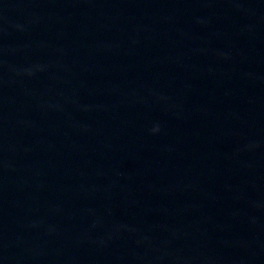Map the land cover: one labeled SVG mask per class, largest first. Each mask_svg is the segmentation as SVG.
Returning <instances> with one entry per match:
<instances>
[{"label": "water", "instance_id": "water-1", "mask_svg": "<svg viewBox=\"0 0 264 264\" xmlns=\"http://www.w3.org/2000/svg\"><path fill=\"white\" fill-rule=\"evenodd\" d=\"M0 264H264V0H0Z\"/></svg>", "mask_w": 264, "mask_h": 264}, {"label": "clouds", "instance_id": "clouds-1", "mask_svg": "<svg viewBox=\"0 0 264 264\" xmlns=\"http://www.w3.org/2000/svg\"><path fill=\"white\" fill-rule=\"evenodd\" d=\"M153 130L155 131V130H158V129H153Z\"/></svg>", "mask_w": 264, "mask_h": 264}]
</instances>
